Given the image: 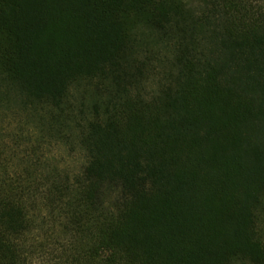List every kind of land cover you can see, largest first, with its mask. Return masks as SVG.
<instances>
[{
  "label": "trees",
  "instance_id": "16d2710c",
  "mask_svg": "<svg viewBox=\"0 0 264 264\" xmlns=\"http://www.w3.org/2000/svg\"><path fill=\"white\" fill-rule=\"evenodd\" d=\"M0 264H264V0H0Z\"/></svg>",
  "mask_w": 264,
  "mask_h": 264
}]
</instances>
